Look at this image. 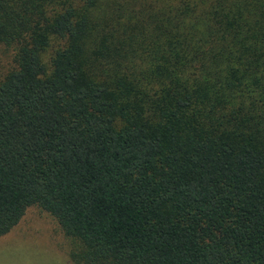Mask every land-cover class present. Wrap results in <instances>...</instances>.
Segmentation results:
<instances>
[{"label": "trees", "instance_id": "16d2710c", "mask_svg": "<svg viewBox=\"0 0 264 264\" xmlns=\"http://www.w3.org/2000/svg\"><path fill=\"white\" fill-rule=\"evenodd\" d=\"M0 55V237L264 264V0H0Z\"/></svg>", "mask_w": 264, "mask_h": 264}, {"label": "rangeland", "instance_id": "374dc122", "mask_svg": "<svg viewBox=\"0 0 264 264\" xmlns=\"http://www.w3.org/2000/svg\"><path fill=\"white\" fill-rule=\"evenodd\" d=\"M7 59L0 55V65ZM71 241L54 217L37 205L29 206L19 222L0 237V264H77L71 260Z\"/></svg>", "mask_w": 264, "mask_h": 264}]
</instances>
